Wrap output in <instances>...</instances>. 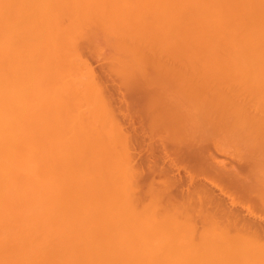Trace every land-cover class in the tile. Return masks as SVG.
<instances>
[{
  "label": "bare ground",
  "instance_id": "obj_1",
  "mask_svg": "<svg viewBox=\"0 0 264 264\" xmlns=\"http://www.w3.org/2000/svg\"><path fill=\"white\" fill-rule=\"evenodd\" d=\"M93 25L114 37L109 42L122 51L120 56L125 55L124 59H115L129 61L134 72L139 70V77L144 78L140 76L141 67L147 65L148 54L153 56L151 50L157 61L165 62L159 64L177 60L195 67L210 63L207 72L212 76L223 72L236 77L231 84L233 77H229L231 81L226 78L228 83L221 87L211 78V87L202 92L208 97L199 96L200 91H194L193 86H189L192 91L182 86L187 91L180 88L183 93L178 95L180 89L174 87L178 92L174 90L171 97L175 105H181L166 108L168 111L162 114L158 109H147L146 104L159 99L148 93L152 88L147 86V91L145 87L141 91L149 103L145 99L135 101L131 90L124 89L118 108L113 107V87L104 80L97 87L101 75L89 67L90 85L96 84L94 95L100 99L97 97L101 110L103 107L112 113L113 120L117 117L113 131L118 156L108 182L104 177L106 184L100 171L105 163L101 166L97 141L87 143L79 133L70 138L66 130L73 121L68 117L74 114L67 103L70 78L75 76H71L69 65L83 57L85 60V49L79 50L78 43ZM104 39L98 42L101 46ZM157 40L161 48H157ZM152 48L159 51L154 53ZM100 50L97 52L102 53ZM176 55L178 59H174ZM154 58L153 64L157 62ZM166 65L163 67H171ZM199 66L195 67L198 74L206 71ZM106 73L111 75L109 70ZM125 74L118 84L124 83ZM139 77H132L133 81L150 79L149 86L156 79L151 82V74L145 79ZM80 80L76 77L75 85L72 81L73 91H80ZM169 86L165 87L168 93L173 91ZM84 87L88 89L89 85ZM92 111L94 114L97 110ZM189 115H205L211 121L205 127L203 118L204 127L201 124L200 129L181 123ZM227 115L230 120L243 118L233 121L246 130L241 133L247 136L244 143L249 132L256 134L252 125L255 120L262 128L264 125V0H0V264H264V157L260 156V161L254 158L259 151H255L257 141H247L253 148L250 143L244 144L251 147H245L248 155H255L248 161L238 160L241 164L232 165L216 156L226 151L230 155L232 150L229 153L225 142L229 139L232 145L237 140L233 136L237 134L238 138L240 134L236 131L240 124L235 129L236 124ZM54 118L62 122L63 134L58 132ZM216 118L221 121L214 122ZM244 124L252 130L248 132ZM222 131H226L224 138L229 137L225 149L218 137L215 139ZM193 135L201 136L194 139ZM239 142L233 146L237 154L231 156L240 159L241 153L247 152L242 141L244 150L240 148L239 152ZM258 143L257 148L264 146V141ZM260 150L264 151L262 147ZM225 196L231 198L230 204ZM146 197L153 208L150 219L139 218L138 206L134 210L129 205L127 211H121L123 203L140 205ZM238 204L247 212H241ZM156 206L167 214L154 213Z\"/></svg>",
  "mask_w": 264,
  "mask_h": 264
},
{
  "label": "rangeland",
  "instance_id": "obj_2",
  "mask_svg": "<svg viewBox=\"0 0 264 264\" xmlns=\"http://www.w3.org/2000/svg\"><path fill=\"white\" fill-rule=\"evenodd\" d=\"M94 26V27H93ZM93 26H90V28L87 30V32L85 33V36L83 37L84 39H80L81 41H79L80 43H78L79 45H78V48H79V50H82V52L84 51L83 50V48L85 49V51L84 52H87L86 54L83 52H80V54L82 53V54H84L85 55V60L83 61V59H84V57L82 58V56H80L82 59H81V61L79 60V61H77L76 60V62H73V63H71V65H69L70 67L72 66V69H71V71H72V77L74 76V74H75V76L76 77H78V80H80V82L79 83H81L82 85H80L81 86V89H80V87L78 88L80 91L78 92V91H73V89H76L75 88V86H73V85H75V79H76V77L74 78L73 77V80H72V78H70L71 79V82H69V84L71 83V93H70V89L68 90L69 92L68 93H70V94H68V100L70 101L71 99H73V100H71L72 101V103L71 102H67V103H69V107L70 108H68L69 110H71L72 111V113L71 114H73V112H74V114L71 116V117H68V119H70L69 120V122L70 121H72V122H70L71 124H72V126H71V124H68L69 126L67 127L69 130H70V127H72V129L73 130H71V131H68V129H66L67 130V134L69 135V137L71 138H74V137H77V135H78V133H79V135L78 136H80V137H82V138H84V140L88 143V142H90V141H92V139H95L96 141H97V143H98V145H99V160H100V162L102 163V165L101 166H103V164H104V166H103V168L101 169L100 168V171H102L101 172V174H102V180L104 181V177L106 176L107 178L109 177V175L111 174V173H113L112 172V169H113V167H111V166H113V164L112 163H114L115 161H116V159H115V157H117L116 156V153H117V151H116V149L114 148V146H115V143H116V141H117V138H116V136H115V134H114V131H113V125H115V120L117 119V117H116V115H115V120H113V117L111 116V114L108 112V110L106 111V110H104V108L102 107V110H101V107H100V103H98V102H100L99 100V97L96 95H94L95 93H94V91L95 90H97V88L95 87V85H94V83L92 84L91 83V85H94V86H91L90 85V81H89V78L90 77H88V69H89V67H91V68H94L95 69V71L97 72L96 73V75L97 74H100L101 76L99 77V75H98V79L96 80V82H97V87H98V84H99V81H108L109 82V84H110V86H111V88L113 87V91L111 90V93H112V99H111V105L114 107H116V108H118V104L120 103V99L123 97V95H124V89L126 90V91H130L129 92V94L131 95H134L133 97H134V100L135 101H141V102H144L143 100L145 99V102H147V103H149L150 102V100L145 96L146 94L143 92V91H141V90H144L145 88H149L150 90H151V88H152V90H154L153 91V93H152V90L151 91H149L148 93H150V94H152L153 96H155L156 98H157V96H158V98L159 99H157V101H154L153 103L151 102V104L149 103L148 105L146 104V106H147V109H149L150 111L152 110L153 111V109H158L160 112H162V114H163V112H165V111H168V109L166 110V108H169V110H171V109H175L176 108V105L178 104L179 106L181 105V104H179V103H176V105L174 104V102H176L175 101V99H173L171 96L172 95H174L175 94V92H174V90L175 91H177V90H179L180 88H182V90H183V87L184 86H190L191 88H192V86H193V88L192 89H194V91H200V93L198 94L199 96H205V94H203L204 93V91L206 90V89H208L207 87H209L210 85H211V82H209L210 81V79L211 78H213V80H212V82H214V83H216L215 85L216 86H218V87H221V86H226V82L228 83V80L229 81H231V78H232V81L231 82H229V84H231V83H233L234 82V80H235V76L234 75H232V74H229V77H231V78H229L228 77V74H223V72H222V74L221 73H215V75H211V74H213V73H209V72H207V70H208V68H209V64H206V63H203V65L200 63V66H199V64L198 65H196L195 64V67L198 69V66H199V69H200V67H201V70H202V68L204 69V68H207L206 69V71H199V74H198V72L197 71H195V67H194V64H191V67L193 66V68H191V67H189V65H188V67H187V63H184V64H179L178 62H180V61H178L177 62V60H175V64L173 63V62H171V64H170V62H167L166 64H162V63H165V62H162L161 60H158V61H160V62H162V63H160L159 64V62L156 60L157 58H154V54L150 51V53H151V55H153L151 58H150V54H148L147 55V58L149 57V59L147 60L149 63H147V61L145 62L147 65H143L142 66V64H141V69H142V73H141V75L140 76H142L143 75V77L144 78H142V77H139V76H137L136 74H138V71L139 70H137V69H135V70H137V72H134V66H132L131 67V64L129 63V61H126V60H123V61H118L117 59H124L125 58V55H122V56H120V52L122 53V51L121 50H119L118 49V47H115V45H114V43H112V41H114V37H112V35L110 34V33H105L104 34V32L101 30V29H99V27H98V25H96V27H95V25H93ZM92 29V30H91ZM97 29V30H96ZM97 31V32H96ZM94 32V33H93ZM88 33H90V34H92L91 36L88 34ZM101 33V34H100ZM88 35V36H87ZM96 35H98V36H96ZM100 35V36H99ZM111 35V36H110ZM109 36V37H108ZM89 37V38H88ZM153 38H158V36L156 35H153L152 36ZM92 38V39H91ZM99 38V39H98ZM105 38V39H104ZM107 38V39H106ZM86 39H88V40H86ZM103 39L105 40L104 42L105 43H103V45L101 46V44H99L98 42H103ZM111 39H113L111 42H109V40H111ZM98 40V41H97ZM100 40V41H99ZM107 40H108V42H107ZM85 41V42H84ZM93 42V43H92ZM107 42V43H106ZM87 43H88V45H87ZM82 44V45H81ZM107 44V45H106ZM85 45V46H84ZM104 45H106V46H104ZM100 46V47H99ZM86 47V48H85ZM96 47V48H95ZM107 47V48H106ZM157 48H161L160 47V45L158 44V40H157ZM156 48V49H157ZM100 49H102V53H104V54H102V53H99L101 50ZM121 49H122V47H121ZM153 49V52L154 53H156L154 50H156L155 48H152ZM78 50V51H79ZM100 50V51H99ZM173 50V49H172ZM183 50V49H182ZM186 50H188V49H185V51ZM97 51H99V52H97ZM157 51H159L158 49H157ZM176 51V50H175ZM184 51V52H185ZM93 52H95V53H93ZM98 54H97V53ZM107 52V53H106ZM161 52H162V50H161ZM173 53H174V50L172 51ZM187 52H190L189 50L187 51ZM204 52H205V50H204ZM177 52H175V54H176ZM177 54H179V53H177ZM98 55V56H97ZM99 55H101V56H99ZM90 56V57H89ZM118 56V57H117ZM103 57V58H102ZM105 57V58H104ZM117 57V59H115ZM176 57H177V59H178V56L176 55L175 56V58L174 59H176ZM100 58H101V60H100ZM153 58H154V61H157L155 64H153ZM89 60V61H88ZM152 62V64H151V62ZM174 61V60H173ZM108 62V63H107ZM131 62V61H130ZM70 63H68V64H70ZM84 63V64H83ZM104 63V65H102ZM128 63L130 64V66L128 65ZM144 63V64H145ZM79 64V65H78ZM80 64H82V65H80ZM108 64V65H107ZM109 64H110V67L112 68V73H111V70L109 69L110 67H108V69H107V67H106V65L107 66H109ZM154 66V67H152L151 68V66ZM159 64V65H158ZM162 64V65H161ZM168 64L171 66V67H163V66H168ZM178 64V65H177ZM207 65V66H205V65ZM102 65V66H101ZM162 66V68H164L165 70H163V72H162V69H161V66ZM181 65H183V66H181ZM216 67H218V68H222L223 66V64L222 65H219V64H214ZM213 64L212 65H210V66H213V67H215ZM225 66H226V64H224ZM86 66V67H85ZM100 66V67H99ZM105 66V67H104ZM147 66V67H146ZM158 66H160V68L158 67ZM173 66H174V69H173ZM180 66V67H179ZM220 66H222V67H220ZM223 67V68H225V69H228L229 68V65H228V68H226V67ZM77 67H79V68H77ZM81 67V68H80ZM88 67V68H87ZM123 67H124V69H123ZM129 67L131 68L130 70L132 71L131 73H130V70H129ZM137 67V66H136ZM158 69H160V70H158ZM177 67H178V69H177ZM181 67H183L182 69H181ZM76 68V69H75ZM189 68V69H188ZM82 69V70H81ZM86 69V70H85ZM105 69H107V70H109L110 71V73H111V75H113V76H111L109 73H106V71H105ZM122 69H123V71L126 73L127 71V73L125 74V73H122L123 71H122ZM127 69V70H126ZM148 69V70H147ZM150 69V70H149ZM177 69V70H176ZM183 69H184V71H183ZM196 69V70H197ZM77 70V71H76ZM79 70H81V71H79ZM84 70V71H83ZM88 70V71H87ZM101 70V71H100ZM172 70V71H171ZM194 70V71H193ZM150 71H152V72H150ZM156 71V72H155ZM175 71V72H174ZM189 71V72H188ZM88 72V73H87ZM100 72H102V73H100ZM160 72V73H159ZM162 72V73H161ZM179 74H178V73ZM187 72V73H186ZM193 72V73H192ZM195 72V73H194ZM201 72H204L203 74H201ZM205 72H206V74H205ZM227 72V71H226ZM225 72V73H226ZM84 75H83V74ZM132 73H134L133 74V76L131 75ZM167 73H168V75H167ZM185 73V74H184ZM108 74L110 75V77L108 76ZM122 74H125L124 76L126 77V80L127 79H129L130 78V82H129V80L128 81H124V83H117L118 82V80H119V82H120V79H121V77L123 78V79H125L123 76H122ZM148 74V77H149V74H151L153 77H151V82H152V78H154L155 79V77H156V79L155 80H153V81H157L156 82V84H155V82H152L153 83V85H151V86H149V84H150V79H149V81L148 82H137V81H133V80H135L136 78H141V79H145V78H148L147 76H144V75H147ZM161 74V75H160ZM169 74H170V76H169ZM183 74H184V76H183ZM188 74V75H187ZM197 74V75H196ZM205 74V75H204ZM211 76H210V75ZM78 75V76H77ZM185 75H187V76H185ZM195 77H194V76ZM198 75L199 76H201L200 78H202V79H200L199 77H198ZM221 75H222V77H221ZM103 76V77H102ZM160 76V77H159ZM164 76H166V77H164ZM174 76V77H173ZM180 76V77H179ZM83 77V78H82ZM105 77V78H104ZM113 79H112V78ZM135 77V79H133V78ZM162 77V78H161ZM179 77V78H178ZM193 77V78H192ZM197 77V78H196ZM235 77V78H234ZM132 78V79H131ZM167 78V79H166ZM169 78H171V79H169ZM175 78H176V80H179V82L178 81H176L175 80ZM184 78H185V80H184ZM189 78V79H188ZM219 78V79H218ZM226 78L228 79V80H226ZM69 79V80H70ZM114 80L113 82L111 81V80ZM123 79H121V80H123ZM160 79V80H159ZM206 79V80H205ZM207 79H208V81H207ZM91 80V79H90ZM174 80V81H173ZM199 80V81H198ZM200 80H201V82H200ZM225 80V81H224ZM74 82V84H73V82ZM104 81H103V83H104ZM161 83H160V82ZM187 81V82H186ZM202 81L204 82V83H202ZM92 82V81H91ZM112 82V83H111ZM137 82V83H136ZM163 82H164V84H163ZM189 83V84H185V83ZM219 82V83H218ZM100 83H102V82H100ZM114 83V84H113ZM126 83V85H127V87L125 86V85H123V84H125ZM151 83V84H152ZM158 83V84H157ZM160 83V84H159ZM167 83V84H166ZM171 83H172V85H171ZM174 83H175V85H174ZM179 83L181 84V87H180V85H179ZM182 83H183V85H182ZM202 83V84H201ZM205 83H207V84H205ZM210 83V85H208ZM213 83V84H214ZM73 84V85H72ZM111 84H113V85H111ZM120 84L122 85V86H124V87H120ZM198 86H197V85ZM212 84V85H213ZM225 84V85H224ZM87 86L88 87V85H89V90L88 89H86V87H84V86ZM134 85V86H133ZM158 85H159V87H158ZM163 85V86H162ZM168 85H170L169 87H171V89H173V91H171L170 90V93H168L169 91H168V89H165V87L166 88H168L167 86ZM196 85V86H195ZM208 85V86H207ZM72 86H73V88H72ZM119 86V87H118ZM131 86H133V87H131ZM140 86V87H139ZM147 86V87H146ZM153 86V87H152ZM173 86V87H172ZM183 86V87H182ZM84 87V88H83ZM126 87V88H125ZM131 87V88H130ZM138 89H137V88ZM145 87V88H144ZM174 87H176V89L174 88ZM179 87V88H178ZM190 87L187 89V90H189L190 89ZM211 87V86H210ZM94 88V89H93ZM96 88V89H95ZM130 88V89H129ZM148 88L147 89H145L144 91H147L148 90ZM184 88H187V87H184ZM199 88V89H198ZM91 89H92V91H91ZM137 89V90H136ZM158 91H157V90ZM166 90L165 91V93H163V91L164 90ZM195 89H197V90H195ZM84 90H86L87 91V93H86V91H84ZM121 90V91H120ZM139 90H140V92L141 93H138L139 92ZM163 90V91H162ZM185 90V89H184ZM183 90V91H184ZM187 90H185V91H187ZM191 90V89H190ZM83 91V92H82ZM134 91H135V93H134ZM162 91V92H161ZM184 91V92H185ZM192 91V90H191ZM90 92V93H89ZM159 92H161V94L159 93ZM178 92V91H177ZM176 92V93H177ZM181 92V89L179 90V92L177 93L178 95H179V93ZM203 92V93H202ZM206 92V91H205ZM208 92V91H207ZM74 93H76V94H74ZM80 93V94H79ZM84 93V94H83ZM93 93V94H92ZM99 94V89H98V92L96 91V94ZM118 93V94H117ZM123 93V94H122ZM154 93H155V95H154ZM181 93H183V92H181ZM82 94V95H81ZM141 94V95H140ZM142 94H144V95H142ZM162 94H164V95H162ZM69 95H70V97H69ZM73 95V96H72ZM116 95V96H115ZM131 95V96H132ZM157 95V96H156ZM170 95V96H169ZM81 96V97H80ZM87 96V97H86ZM91 96V97H90ZM92 96H93V98H92ZM145 96V97H144ZM166 96V97H165ZM206 96L208 97L209 95H207L206 94ZM97 97H98V99H97ZM87 98V99H86ZM90 98L92 99V100H90ZM165 98H168L167 100H169V101H167ZM78 99H80V101L78 100ZM158 100H159V102H158ZM162 100V101H161ZM77 101H79V102H77ZM93 101V102H92ZM174 101V102H173ZM77 102V103H76ZM83 102V103H82ZM166 104H165V103ZM173 102V103H172ZM66 103V104H67ZM92 103V104H91ZM118 103V104H117ZM159 103V105L161 106V104L163 103L164 104V107H163V105L161 106V108L163 109V111H162V109L161 108H159V106L157 107V104ZM156 104V105H155ZM82 105V106H81ZM83 105H84V107L86 108V110H85V108L83 107ZM94 105V106H93ZM144 105V104H143ZM153 105H154V107H153ZM177 105V106H178ZM67 106H68V104H67ZM97 106H98V108H97ZM110 106V105H109ZM80 107V108H79ZM93 107V108H92ZM97 108V109H96ZM152 108V109H151ZM80 109V110H79ZM89 110V111H88ZM91 110V111H90ZM92 110H97V111H95V113L93 114L92 112ZM99 110V111H98ZM119 109H117V111H118ZM105 111H106V113H105ZM85 112H86V114H85ZM90 112H91V114L93 115H91L90 114ZM77 113V114H76ZM79 113H80V115H84V117H83V119H81L82 117H80V115H79ZM82 113V114H81ZM108 113V114H107ZM107 116H106V115ZM110 114V115H109ZM119 115H121L120 113H118ZM77 115V116H76ZM102 117H101V116ZM103 115H104V117H105V119H104V117H103ZM204 116V117H203ZM229 115H227V117H228ZM79 117V119H77ZM93 119H95V121L94 120H92V118ZM226 117V116H225ZM76 118V119H75ZM98 118V119H97ZM101 118H103V119H101ZM108 118V120H106ZM109 118H110V121H109ZM183 118H184V116H183ZM186 118V117H185ZM184 118V120H182V121H187L186 123L185 122H182L181 121V123H183L184 125H189V126H191V125H193L194 126V128H201V124H202V120H203V118H205V120H206V123H203L204 125H205V127L208 125V122H210L211 120H207V117L205 116V115H189V117L188 118H186L185 119ZM230 118H231V116H229V120H230ZM236 118V120H237V118L239 119V120H241V119H243L242 117H235ZM181 119V118H180ZM192 120V121H190V120ZM245 119V118H244ZM54 120H55V118H54ZM75 120H76V123H75ZM79 120V121H78ZM101 120H103V124H102V121ZM198 120V121H197ZM201 122H200V121ZM204 120V121H205ZM223 120H227V119H223ZM234 120V119H233ZM230 120V121H232L233 123H235L234 121H236V120ZM246 120V119H245ZM101 121V122H100ZM108 121V122H107ZM189 121H190V123H189ZM193 121H194V123H193ZM195 121H197L196 123H195ZM214 122H219V121H221V118H216L215 120H213ZM238 121V120H237ZM236 121V122H237ZM252 121H254V119H252ZM105 122V123H104ZM107 122V123H106ZM193 124H192V123ZM227 122H228V124L229 125H231L232 126V124L231 123H229V121L227 120ZM242 122H244L243 120L241 121V123ZM247 122V121H246ZM255 122L256 123H254V124H252L251 123V121L249 120V124L251 123L253 126H254V132L256 133L254 136L252 135V134H250L251 132H249V131H251L252 130V126L251 127H249V126H247L246 124H244V125H246L247 127L246 128H248L247 129V131L249 132V135H248V138H245L247 141H250V142H254V141H257V144H259L258 142H263L264 141V125H263V123H262V125H263V128H262V126H261V122H258V121H256L255 120ZM73 123H74V125H73ZM92 123V124H91ZM112 123V124H111ZM212 123V122H211ZM55 124H57V129L59 130H56V131H58L60 134H63L64 133V129H63V124H62V122L61 121H59L58 120V123H57V119L55 120ZM104 124H108L107 126H103ZM202 124V127H204V125ZM236 124V123H235ZM240 124V122H238L236 125H235V129H236V126L237 125H239ZM260 125V127H257L256 125ZM94 125V126H93ZM181 125V124H180ZM184 125H181V126H184ZM229 125H228V127H229ZM242 125H243V123H242ZM77 126V127H76ZM96 126V127H95ZM230 126V128H232ZM233 126H234V124H233ZM93 127H94V129H93ZM88 128V129H87ZM91 128H92V130H91ZM140 128V127H139ZM230 128L228 129H226V131L227 130H230ZM242 127H241V124H240V126H239V130H238V128H237V130L236 131H239L240 132V136L238 135V138H237V134H233V130L231 129V131H230V134H231V132H232V134L234 135L233 136V139H235L236 141H234V142H232L233 144L232 145H230L228 142H230V140L229 139H227L228 140V142H225L226 141V137L227 138H229L228 137V135H226L225 136V138L223 137L226 133V131L224 132V131H222L221 132V134L219 133L218 135L216 134L215 136V139L218 137V139L220 138V140L221 141H219L218 139H217V141L220 143H222V145H223V147H224V149H225V146L224 145H226V144H228V146H226V148L227 149H229V153H230V151H231V153H233V152H235L236 153V148H235V151H234V144H235V142H237L238 143V140L241 142H243V138L244 137H247V136H243L242 137V135H244L242 132H245L246 133V130H242L241 129ZM244 129H245V127H243ZM250 128H251V130H250ZM260 128V129H259ZM63 129V130H62ZM76 131H75V130ZM79 131H78V130ZM61 130V131H60ZM86 130V131H85ZM96 130V131H95ZM82 131V132H81ZM92 132V133H91ZM254 132H253V134H254ZM70 133V134H69ZM223 133V134H222ZM228 133V132H227ZM237 133V132H236ZM241 133H242V135H241ZM257 133H258V135H257ZM75 135V136H74ZM99 135H100V137H99ZM202 135V134H201ZM201 135H199V137L201 136ZM219 135H220V137H219ZM223 135V136H222ZM246 135V134H245ZM252 135V139H250V140H248L249 139V136H251ZM260 135V136H259ZM202 136H205V135H202ZM221 136H222V138H224V139H221ZM230 136V135H229ZM194 137H197V138H199L197 135H193V138ZM255 137V138H254ZM103 138V139H102ZM197 138H194V139H197ZM259 138V139H258ZM91 139V140H90ZM231 140H233L232 138H230ZM89 140V141H88ZM103 140H104V142H103ZM245 141V140H244ZM245 142V143H250V142ZM102 142V143H101ZM146 142H148V139H146ZM145 142V143H146ZM226 144H225V143ZM240 142H239V145H240ZM102 144V145H100V144ZM104 143H105V145H104ZM244 142H243V144H242V146H244V149H245V147H247V145H244L245 144ZM255 143V142H254ZM256 144V145H257ZM262 144V143H261ZM264 144V143H263ZM106 145H108V146H106ZM251 145H253V143H250V146ZM255 145V144H254ZM255 145V147H256V149H255V147H254V149H255V151L257 150V149H259V151H257V153H256V155H255V152H254V154L252 153L251 155L249 154L248 155V152L249 151H246V149H245V152H247V154L245 155V154H243L242 155V153H241V156H242V158H241V156H240V159L237 157V158H235V157H233V156H231V153H230V155H228L226 152V156H225V153H224V155L223 154H220V153H218V152H216V153H218V154H216V156L219 158H226V159H228L231 163H233L232 165H234V164H238L239 162V164H241V161L242 162H244V161H248V159L250 160L251 158H249L250 156L253 158L254 156L253 155H255L256 157H254V158H256L257 160H259L260 161V159H261V157L263 158L264 157V151H262V150H260L261 149V147L264 149V146L262 145H260L261 147L260 148H257V146ZM110 146V149L108 148ZM142 146H143V148H142ZM141 146V148L142 149H144V145H142ZM103 147H104V149H103ZM107 147V148H106ZM252 147V146H251ZM250 147V148H251ZM138 148L140 149V150H142L139 146H138ZM137 148V149H138ZM240 148H242L243 149V147H241V145H240V147H239V152H242L241 150H240ZM250 148H249V145H248V147H247V150H250ZM253 148V147H252ZM101 149H103V150H114V151H112V152H110V155L108 156V154H109V151L107 150H105V154L103 153V151L101 150ZM243 149V150H244ZM253 149V150H254ZM252 149H251V151H250V153L253 151ZM139 151V150H138ZM222 151H223V148H222ZM221 151V152H222ZM261 151H262V154H260L261 153ZM101 152V153H100ZM224 152V151H223ZM104 155H103V154ZM114 153V154H113ZM142 153H144V151H142ZM107 154V155H106ZM118 154V153H117ZM237 154V153H236ZM259 156H258V155ZM102 155H103V160L101 159V157H102ZM115 155V156H114ZM221 155V156H220ZM229 157H228V156ZM238 155H240L239 153H238ZM101 156V157H100ZM235 156V155H234ZM248 156V157H247ZM261 156V157H260ZM105 157V158H104ZM233 157V158H232ZM247 158V159H246ZM234 159V160H233ZM108 160V161H107ZM115 160V161H114ZM227 160V161H228ZM238 160H241V161H238ZM253 160V159H252ZM251 160V161H252ZM262 161H261V163H264V159H261ZM109 162V163H108ZM107 164V165H106ZM228 164H230V163H228ZM107 167V168H106ZM111 168V169H110ZM104 169H105V171H104ZM264 169V168H263ZM114 170V169H113ZM109 171V172H108ZM183 171V170H182ZM181 171V172H182ZM262 171V170H261ZM261 171H259L258 170V172L259 173H261ZM104 172L106 173L105 175H104ZM109 173V174H108ZM108 174V175H107ZM104 175V176H103ZM106 177H105V180L107 181V180H109V178L108 179H106ZM126 178V177H125ZM123 180H124V178H123ZM108 182V181H107ZM124 182V181H123ZM103 183V182H102ZM104 184H106V182L104 181ZM104 184H102L104 187H105V185ZM119 189V188H118ZM216 190L215 191H219L217 188H215ZM121 190H122V187H121ZM119 192H120V190H118ZM216 192V193H217ZM110 192H108L107 194H109ZM219 193V192H218ZM106 194V193H105ZM106 194V195H107ZM110 195V194H109ZM109 195H107L106 197H108ZM149 197V196H148ZM150 198V197H149ZM148 198V199H149ZM104 199V198H103ZM147 199V197L145 198V202H143V204H142V202L140 201L139 203H140V205L138 204H136V203H134V204H131V202H130V204H129V202H127L128 203V205H127V203L125 204V205H121L120 206V208H121V211H122V209H123V211H127V208H129V205H133L132 207H133V209L134 210H136V208L134 207V206H138L137 208H138V210H139V212H138V210L136 211V212H138L140 215H138L139 216V218H140V216H141V219H145L146 218V220H148V219H150V217L149 216H151V213L153 214V208H152V205H151V202H149V200ZM224 199H225V201L226 202H228L229 200H231V198L229 197V196H225L224 197ZM236 200H238V199H236ZM104 201V200H103ZM239 201V200H238ZM124 202V201H123ZM120 203L121 202H118L117 204L118 205H120ZM149 205H148V204ZM228 204H230L229 202H228ZM142 205V206H141ZM239 205H241V204H238L237 206H238V208H242L243 210H241V212H247V208H243V207H241V206H243V205H241V206H239ZM130 206V207H131ZM147 208H146V207ZM131 207V208H132ZM144 207L146 208L145 210H144ZM159 207L160 206H156L155 207V210H154V213H156V214H158V215H163V214H167L166 213V211L163 209V208H161L160 207V209H159ZM245 207V206H244ZM150 208V209H149ZM156 208H158V209H156ZM157 210V212H155ZM167 210V209H166ZM164 211V212H163ZM257 211V210H256ZM141 212H143V214L145 215V216H143V214L141 213ZM168 212V211H167ZM150 213V214H149ZM147 214V215H146ZM256 214V213H255ZM256 215H258V213L256 214ZM143 216V217H142ZM148 216V217H147ZM253 241V240H252ZM238 242V241H237ZM232 244V243H231ZM239 245V244H238ZM231 246V245H230ZM232 246H233V248H232ZM231 246V248L232 249H234V247H236V244H235V246L234 245H232ZM229 247V246H228ZM251 252V251H250ZM255 252H256V250H255ZM254 252V254H255V260L257 259V256H256V253ZM252 254V253H251ZM250 254V255H251ZM249 255V256H250ZM251 257V256H250ZM253 257H251V258H253Z\"/></svg>",
  "mask_w": 264,
  "mask_h": 264
}]
</instances>
